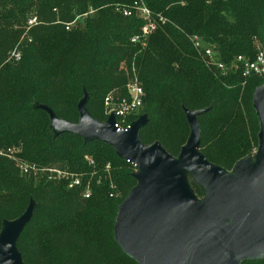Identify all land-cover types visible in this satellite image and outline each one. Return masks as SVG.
Masks as SVG:
<instances>
[{
	"label": "trees",
	"instance_id": "obj_1",
	"mask_svg": "<svg viewBox=\"0 0 264 264\" xmlns=\"http://www.w3.org/2000/svg\"><path fill=\"white\" fill-rule=\"evenodd\" d=\"M137 1L0 0V233L6 220L32 206L17 239L24 264H138L114 236L118 206L137 183L131 162L101 140L56 134L45 107L77 123L86 95L88 112L104 122L105 96L125 95L136 72L144 104L124 125L145 115L143 144L158 142L178 157L190 133L186 110L202 109L201 150L210 162L229 168L258 146L253 94L264 77H244L233 66L239 55L255 58L256 39L264 46V0H142L170 20L146 47L131 40L142 18L117 9ZM33 17L37 23L30 25ZM24 33L21 57L8 60ZM193 34L216 45L226 70L207 64ZM22 162L83 173L93 193L84 198L64 180L22 174ZM241 264H264V257Z\"/></svg>",
	"mask_w": 264,
	"mask_h": 264
},
{
	"label": "water",
	"instance_id": "obj_2",
	"mask_svg": "<svg viewBox=\"0 0 264 264\" xmlns=\"http://www.w3.org/2000/svg\"><path fill=\"white\" fill-rule=\"evenodd\" d=\"M86 101L87 96L78 104L77 123L45 108L56 134L71 132L85 141L101 140L138 168L137 183L119 204L114 225L115 240L130 258L138 264H241L264 257V83L253 94L259 148L255 160H239L234 173L199 151L202 109L186 110L191 132L176 158L158 142L140 141L145 115L127 130H117L112 115L107 122L93 118ZM183 168L205 187L203 200L187 186ZM31 215L30 205L20 217L4 222L0 264H24L17 239Z\"/></svg>",
	"mask_w": 264,
	"mask_h": 264
},
{
	"label": "built area",
	"instance_id": "obj_3",
	"mask_svg": "<svg viewBox=\"0 0 264 264\" xmlns=\"http://www.w3.org/2000/svg\"><path fill=\"white\" fill-rule=\"evenodd\" d=\"M117 9L124 15L129 16L135 13L143 20L140 33L132 37V42H143L149 38L158 28L157 18L154 13L141 1H137L133 8L118 5ZM134 9V10H133ZM135 11V12H134ZM90 12H93L91 10ZM86 15V14H84ZM164 19V18H162ZM161 19V21H162ZM37 23V18L33 17L29 20L30 25ZM66 28L70 29L76 24V19L72 22L65 23ZM193 46L201 57L207 62V64L215 66L220 70H226L227 66L219 59L218 52L216 51V45L206 41L204 38L197 34L188 35ZM21 53L13 51L12 58L19 59ZM242 67V75L249 77L251 75H258L264 77V48L257 46V53L255 58H248L243 55L237 56L233 68L237 66ZM145 91L139 84L138 75L135 72L134 75L129 78L126 84V94L119 95L116 91L109 92L104 98L105 112L107 119L112 115L115 120V128L117 130H127L131 123L124 125L128 118L131 116H139L140 111L144 104ZM142 116V115H141ZM90 163H93L89 159ZM22 174H42L47 180L53 181H66L69 188L81 189V195L84 198H89L93 193V185L91 179H86L83 173H75L68 169H61L58 167L38 166L36 164H29L22 162L19 164ZM109 170V164L107 165ZM94 175V173H91Z\"/></svg>",
	"mask_w": 264,
	"mask_h": 264
},
{
	"label": "rangeland",
	"instance_id": "obj_4",
	"mask_svg": "<svg viewBox=\"0 0 264 264\" xmlns=\"http://www.w3.org/2000/svg\"><path fill=\"white\" fill-rule=\"evenodd\" d=\"M156 16V18H157V23H158V28L159 27H161L162 25H164V24H166V23H168L170 20L167 18V17H165L164 15H161V14H156L155 15ZM162 18H164V19H162ZM161 19H162V21H161ZM24 36H25V33L21 36V39H20V41L17 43V45H16V47L13 49V51L15 52V51H18V52H20V53H22V50H23V45H24V41L26 40V37L24 38ZM148 39L149 38H147L146 40H144L143 42L144 43H142L143 45V47H146V42L148 41ZM29 40V36H28V38H27V41ZM22 44V47H19V44ZM20 44V45H21ZM255 44H256V47L258 46V47H262V48H264V46H263V44L258 40V39H256L255 40ZM13 51H11V53H9V55H8V60H15V58H12V55H13ZM17 60V59H16ZM125 64L123 63L122 64V67L124 66ZM138 80H139V84L143 87V85H142V82L140 81V79L138 78ZM245 83L246 82H243V85H245ZM144 88V87H143ZM86 96V95H85ZM84 96V97H85ZM81 101V100H80ZM79 101V102H80ZM79 102H78V104H79ZM105 114H106V112H105ZM260 123V122H259ZM200 130H201V127H200ZM190 132H191V129H190ZM189 136H190V133H189ZM206 139H208L209 141H213V138L212 137H208V138H206ZM205 141H204V138H203V134H202V132H200V144H199V151L201 152V153H203V151L201 150V144H203ZM203 146H206V147H208L209 145H203ZM258 148H259V134H258V146H256L255 148H253V150L251 151V153L250 154H248L246 157H244V158H242V159H245V158H251V159H253V160H255V155H256V153H257V151H258ZM204 154V153H203ZM176 158H178V157H176ZM238 162V161H237ZM237 162L234 164V165H232L231 167H229V168H225V167H223V166H221V165H218V166H220V167H222L223 169H225L227 172H229V173H234V171H235V166H236V164H237ZM131 164H132V167H133V174L135 173V172H137V170H138V168L131 162ZM215 164V163H214ZM217 165V164H216ZM183 176H184V179H185V182H186V184H187V186L191 189V191L194 193V195H195V197L198 199V200H203V198H204V196H205V192H206V189H205V187L202 185V184H200L199 182H197L196 180H195V178H194V176L192 175V173L188 170V169H186V168H183ZM112 183V182H111ZM113 184V183H112ZM3 229V228H2ZM2 231V230H1Z\"/></svg>",
	"mask_w": 264,
	"mask_h": 264
}]
</instances>
